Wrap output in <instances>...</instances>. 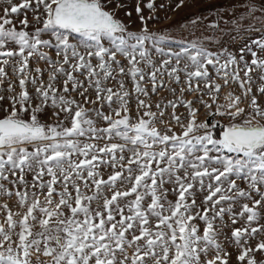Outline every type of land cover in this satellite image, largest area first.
Listing matches in <instances>:
<instances>
[{"label":"snow or ice","instance_id":"obj_1","mask_svg":"<svg viewBox=\"0 0 264 264\" xmlns=\"http://www.w3.org/2000/svg\"><path fill=\"white\" fill-rule=\"evenodd\" d=\"M131 5L0 0V264H264V0Z\"/></svg>","mask_w":264,"mask_h":264},{"label":"rangeland","instance_id":"obj_2","mask_svg":"<svg viewBox=\"0 0 264 264\" xmlns=\"http://www.w3.org/2000/svg\"><path fill=\"white\" fill-rule=\"evenodd\" d=\"M147 2V0H145ZM135 0H132V5L134 6ZM179 3V0H155L156 11L151 13L148 9H144V15H154L158 17V21L152 22L149 24V27L153 31H157L160 34H169L179 38L181 35L187 36L188 33L185 30L184 25H187L190 28V21L192 18L197 15L208 16L211 18L214 14L215 6L223 5L226 3V0H184V4L181 7L176 5ZM164 5V7H160ZM122 19H125L124 13H119ZM29 19L31 20V14H29ZM136 14L133 12L132 20L136 21ZM127 22V20L125 21ZM135 27L138 28L139 24H135ZM131 87V85H129ZM161 97H166L172 99V97L167 92H161ZM158 99L157 97L153 98ZM184 109L181 107L178 112L182 113ZM133 115H135V108H133ZM203 119V117H201ZM170 199L173 197L170 196ZM7 203L14 210H20L15 199L8 200ZM227 219V218H226ZM264 239V237H260ZM253 245L256 241H252ZM257 259L264 258L261 254L257 253Z\"/></svg>","mask_w":264,"mask_h":264}]
</instances>
